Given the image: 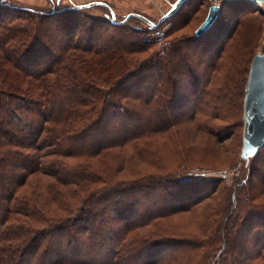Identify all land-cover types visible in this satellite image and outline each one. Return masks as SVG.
Here are the masks:
<instances>
[{
    "label": "trees",
    "instance_id": "trees-1",
    "mask_svg": "<svg viewBox=\"0 0 264 264\" xmlns=\"http://www.w3.org/2000/svg\"><path fill=\"white\" fill-rule=\"evenodd\" d=\"M51 2L50 9L39 10L17 0H0V264H134L148 246L185 243V238L152 239L150 230L168 214L152 213L154 201L137 213L139 199L132 196L150 195L155 176L138 188L136 181L102 177L92 170V161L75 164L74 159L168 131L176 121L169 119L167 105L179 76L191 67L187 57L177 60L181 48L175 47L172 54L169 49L155 59L140 58L144 46L155 49L142 42L148 25L126 22L136 15L126 20L115 16L113 21L108 3L109 7L100 5L108 9L107 21L102 22L88 14L78 18L91 6ZM212 67L215 62L208 68ZM198 78L200 71L190 73L187 82L197 83ZM160 110L163 120L158 118ZM43 176L49 181L40 185ZM96 177L107 186L97 198ZM176 186L183 190L182 183ZM216 189L217 184L195 203L212 197ZM80 190L85 194L81 203L69 204ZM232 195V206L214 234L194 236L188 243L194 249L210 239V247L201 253L207 264L240 263L228 261L235 247L229 232L242 208ZM98 199L104 201L100 207ZM164 199L171 201L168 192ZM246 205L249 215L263 224L264 211L258 210H264L263 204ZM100 223L105 226L96 227ZM140 230H146L143 239ZM256 237L257 256L264 260V231ZM168 250L167 258L161 254L143 264L186 255L185 250Z\"/></svg>",
    "mask_w": 264,
    "mask_h": 264
},
{
    "label": "rangeland",
    "instance_id": "rangeland-1",
    "mask_svg": "<svg viewBox=\"0 0 264 264\" xmlns=\"http://www.w3.org/2000/svg\"><path fill=\"white\" fill-rule=\"evenodd\" d=\"M51 1L55 2H18L39 10H48L53 5ZM174 1L110 0L108 3L117 20L134 12L156 22ZM69 4L60 0V5ZM212 4H219L220 12L212 26L196 36L195 30L205 19ZM107 12L106 7L93 5L86 8L78 18L84 19L88 14L104 22L107 21ZM86 21L89 22L88 19ZM126 22L143 28L147 26L136 16H130ZM162 25L169 26L168 39L172 45L168 54H172L175 47L181 48L176 54L177 60L185 56L191 66L186 67L184 76H179L178 89L173 101L167 105L169 119L176 121V124L168 128V131L157 132L147 139L142 138L121 148L114 147L93 157H75V164L92 161V170L101 173L102 177H109L112 181H136L138 188L147 184L150 175L155 176V189L150 195L140 193L132 196L139 199L137 213L145 212V208L152 204L151 200L154 201L156 206L151 209L152 213L168 214L160 217L156 227L150 230L154 231L152 239L160 236L185 238L187 241L163 242L157 248L148 246L139 258L133 260L134 264L153 261V257L166 255L168 249L175 252L185 250L186 255L174 261L163 260L159 264H207V257L204 256L202 260L201 253L204 247L206 250L210 247L206 245L210 239L206 240L205 246L194 249H189L192 246L188 243L194 236L201 239L204 235L209 237L214 234L217 223L225 220L226 213L232 206L233 192L234 201L242 208L235 210L239 214L238 222L229 232L235 237V247L234 253L228 254V261L237 259L240 263L236 264H264L263 257L257 256L260 244L256 237L261 230L264 231V223L257 222V216H250L247 212L249 208L246 207L247 203L253 205L258 202L264 206V144L248 159L240 155L244 126L243 100L250 63L259 52L264 26V4L255 6L247 0H187ZM134 36L138 40L140 35L134 32ZM224 42V49L218 58ZM156 55V48L144 46L139 57L155 59ZM211 62H215L216 67L208 68ZM199 71L198 82L188 83L190 73L196 75ZM158 118H165L163 111L160 110ZM202 170L208 171L207 176H193L191 181H180L184 175ZM96 179L93 187L100 186V190L95 198L107 191L103 181L97 177ZM45 180L49 181V177L43 176L40 185ZM177 183L183 184L182 191L176 186ZM215 184L217 189L212 197L195 203L200 195L212 191ZM167 192L170 202L164 199V193ZM77 195L72 203L68 202L75 207L81 203L80 199L85 194L80 190ZM67 200V196L62 199L64 203ZM103 204V200H97L98 207ZM174 208L176 210L171 212ZM182 208L184 210L180 211ZM258 210L260 213L264 211L262 208ZM103 224H97L96 227L105 226ZM140 231L138 234L142 238L146 230ZM212 263L213 261L210 264Z\"/></svg>",
    "mask_w": 264,
    "mask_h": 264
},
{
    "label": "water",
    "instance_id": "water-1",
    "mask_svg": "<svg viewBox=\"0 0 264 264\" xmlns=\"http://www.w3.org/2000/svg\"><path fill=\"white\" fill-rule=\"evenodd\" d=\"M187 0H175L172 6L161 15L155 22L146 16L134 12L128 13L124 20L130 15H136L141 18L150 28H156L167 17L173 15L180 6ZM238 1V0H229ZM252 4L264 3V0H247ZM93 5H104L109 7L103 1H90L81 4V7H88ZM221 6L219 4H212L208 8L205 19L196 28L195 35L200 36L209 29L215 22ZM112 20H115V14L112 9ZM243 142L241 149V157L248 159L255 155L258 149L264 144V53H256L250 63L248 78L246 83V91L243 100Z\"/></svg>",
    "mask_w": 264,
    "mask_h": 264
},
{
    "label": "built area",
    "instance_id": "built-area-1",
    "mask_svg": "<svg viewBox=\"0 0 264 264\" xmlns=\"http://www.w3.org/2000/svg\"><path fill=\"white\" fill-rule=\"evenodd\" d=\"M262 4L264 3H255L254 5L259 6ZM168 29H169V26L162 25V23L159 24L156 28H150L148 26L147 30L142 36V42L155 45L158 56H164L172 45L171 41L168 39ZM258 53H264V26H263L262 36L259 42V52ZM207 174H208V171L206 170L193 171L181 177L180 181L188 182L192 180L193 176L197 178H202L203 176H207Z\"/></svg>",
    "mask_w": 264,
    "mask_h": 264
},
{
    "label": "crops",
    "instance_id": "crops-1",
    "mask_svg": "<svg viewBox=\"0 0 264 264\" xmlns=\"http://www.w3.org/2000/svg\"><path fill=\"white\" fill-rule=\"evenodd\" d=\"M17 1H20V0H17ZM62 1L63 2L70 3V4H72V3H75V4H83V3H87V2H90V1H96V0H62ZM98 1H103V2H106V3L110 2V0H98ZM114 14H115V12H114Z\"/></svg>",
    "mask_w": 264,
    "mask_h": 264
},
{
    "label": "bare ground",
    "instance_id": "bare-ground-1",
    "mask_svg": "<svg viewBox=\"0 0 264 264\" xmlns=\"http://www.w3.org/2000/svg\"><path fill=\"white\" fill-rule=\"evenodd\" d=\"M258 5V4H257Z\"/></svg>",
    "mask_w": 264,
    "mask_h": 264
}]
</instances>
